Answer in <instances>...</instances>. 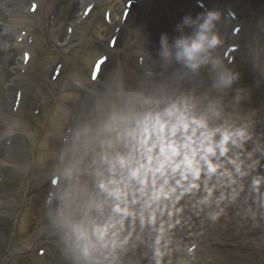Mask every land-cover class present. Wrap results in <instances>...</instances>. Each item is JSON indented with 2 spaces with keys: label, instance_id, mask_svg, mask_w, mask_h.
Segmentation results:
<instances>
[{
  "label": "clouds",
  "instance_id": "1",
  "mask_svg": "<svg viewBox=\"0 0 264 264\" xmlns=\"http://www.w3.org/2000/svg\"><path fill=\"white\" fill-rule=\"evenodd\" d=\"M229 23V15L212 8L195 16L184 15L174 29L177 35L170 38L161 34L156 58L149 54L152 68L145 75L159 77L152 80L149 90H128L119 66L106 74L100 96L102 101L106 98L102 107L107 118L95 136L101 153L97 154L99 161L94 158L92 164L107 165L108 175L97 169L98 179L92 188L80 182L78 165L93 141H81L90 131L87 127L78 130L72 160L60 173L64 183L53 181L58 186L49 191L43 205L46 226L58 237L61 254L70 264H104L109 257L114 259L116 249L131 237L129 232L121 239L126 220L131 218V227L139 218L143 227L145 211L161 197L169 199L175 193L176 187L166 191L165 186L177 173V187L189 177L193 181L184 192L198 189L200 185L194 181L203 174L207 195L201 203L209 204L217 186H208L213 177L220 186L236 183L226 165L243 177L248 175L245 169H254L264 158V132L257 131L256 112L244 108L252 88L241 86L243 73L224 58L232 41L222 29ZM243 48L255 87H259L264 84V20L257 22L256 31L246 38ZM106 133L112 137L100 139ZM120 144L126 152L115 151ZM158 180L162 183L157 188ZM262 180L254 178L253 186L258 188ZM224 198L221 193L216 204ZM137 204L139 212L133 207ZM222 211L211 213L209 219L216 222ZM154 221L153 209L149 222Z\"/></svg>",
  "mask_w": 264,
  "mask_h": 264
},
{
  "label": "bare ground",
  "instance_id": "2",
  "mask_svg": "<svg viewBox=\"0 0 264 264\" xmlns=\"http://www.w3.org/2000/svg\"><path fill=\"white\" fill-rule=\"evenodd\" d=\"M53 1H55V0H53ZM66 1H67V4L63 8V10L60 12L59 16L63 15L66 12L72 11L75 8L76 4H78V0H66ZM49 34H54V32L49 31Z\"/></svg>",
  "mask_w": 264,
  "mask_h": 264
},
{
  "label": "snow or ice",
  "instance_id": "3",
  "mask_svg": "<svg viewBox=\"0 0 264 264\" xmlns=\"http://www.w3.org/2000/svg\"><path fill=\"white\" fill-rule=\"evenodd\" d=\"M34 10H35V8H33V11H34ZM85 14L87 15V13H85ZM99 63L102 64L103 61H100ZM97 75H98V72L94 71L93 74H92V79H93V80L97 79Z\"/></svg>",
  "mask_w": 264,
  "mask_h": 264
}]
</instances>
